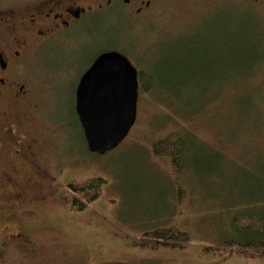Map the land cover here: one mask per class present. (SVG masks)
I'll return each mask as SVG.
<instances>
[{"label": "rangeland", "instance_id": "374dc122", "mask_svg": "<svg viewBox=\"0 0 264 264\" xmlns=\"http://www.w3.org/2000/svg\"><path fill=\"white\" fill-rule=\"evenodd\" d=\"M95 22L98 36L82 26L27 51L20 82L30 96L0 100V264H264V255L213 250L246 240L235 218L264 213V5L166 0L117 46L139 72L137 119L105 154L88 147L77 91L123 35L105 16ZM14 120L50 144L43 165L61 173L54 183L27 169L3 176L16 160ZM171 138L185 140L177 163L155 153ZM92 179L104 180L99 197L73 210L68 186ZM167 228L187 233L188 245L154 249L149 234ZM18 231L19 242L6 241Z\"/></svg>", "mask_w": 264, "mask_h": 264}, {"label": "flooded vegetation", "instance_id": "af4514ba", "mask_svg": "<svg viewBox=\"0 0 264 264\" xmlns=\"http://www.w3.org/2000/svg\"><path fill=\"white\" fill-rule=\"evenodd\" d=\"M252 1L264 5V0ZM164 2L166 0H0V100L7 97L25 103L30 96L28 85L20 82V74L24 71L25 53L35 46L63 40L64 32L82 26L91 35L98 36L95 20L105 16L107 24L119 26L117 32H121L123 37L117 41L113 39L111 45L114 47L105 48L99 55L111 51L126 55L117 46H121L137 30L152 23ZM14 121L17 122L19 135L13 133L8 144L14 150L16 160L9 168L2 170L3 176L15 178L27 169L32 175L29 179L39 176L50 178L54 183L61 173L53 175L43 165V153L51 151L50 144L41 140L35 132H27L25 120ZM29 179L25 181L28 185L31 184ZM14 197L21 198L19 194ZM22 212L27 213V209ZM21 239L20 231L6 235L7 242H19Z\"/></svg>", "mask_w": 264, "mask_h": 264}, {"label": "water", "instance_id": "95a60500", "mask_svg": "<svg viewBox=\"0 0 264 264\" xmlns=\"http://www.w3.org/2000/svg\"><path fill=\"white\" fill-rule=\"evenodd\" d=\"M138 70L118 51L101 54L83 74L77 114L91 152L105 154L128 136L137 119Z\"/></svg>", "mask_w": 264, "mask_h": 264}, {"label": "trees", "instance_id": "16d2710c", "mask_svg": "<svg viewBox=\"0 0 264 264\" xmlns=\"http://www.w3.org/2000/svg\"><path fill=\"white\" fill-rule=\"evenodd\" d=\"M185 140L181 138L161 140L155 145V153L157 155L170 156L175 163L181 157V147L184 146ZM180 148V149H179ZM103 179H92L85 185L77 187L75 185L68 186V190L73 193L72 209L83 211L100 193ZM234 229L237 234L246 238V240H227L217 243L214 251H243L249 255H264V213L259 216H241L234 219ZM154 249L159 247L182 249L185 248L190 236L187 233L178 232L174 229H157L149 234Z\"/></svg>", "mask_w": 264, "mask_h": 264}]
</instances>
